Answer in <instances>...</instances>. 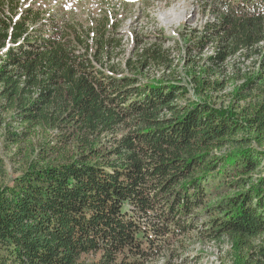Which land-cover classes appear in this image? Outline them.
<instances>
[{"label":"trees","instance_id":"trees-1","mask_svg":"<svg viewBox=\"0 0 264 264\" xmlns=\"http://www.w3.org/2000/svg\"><path fill=\"white\" fill-rule=\"evenodd\" d=\"M199 3L215 20L188 59L202 96L230 85L231 60L260 63L235 67L245 82L227 107L178 103L162 45L117 70L107 17L87 27L0 0V131L23 168L0 181V264L176 261L193 236L264 264V0ZM154 66L167 78L142 83Z\"/></svg>","mask_w":264,"mask_h":264},{"label":"rangeland","instance_id":"rangeland-1","mask_svg":"<svg viewBox=\"0 0 264 264\" xmlns=\"http://www.w3.org/2000/svg\"><path fill=\"white\" fill-rule=\"evenodd\" d=\"M20 2L24 7L32 4L41 8L43 16L48 11L60 12L64 18L73 16L78 24L87 27L89 25L92 27L96 20L107 17L111 20L110 25L112 24L110 27L107 23V34L110 32L115 41L121 40V44L113 42V47L107 46L105 56H112L113 61L108 63L115 64L120 72H126L124 65L133 57L138 47L141 51L143 45H162L174 64L178 65L174 74L175 80L185 87L187 92L185 99L178 102L180 104L209 99L215 101L218 107L230 106L236 88L245 82L237 78L234 73L235 67L240 66L244 74L257 73L260 67L259 62L252 63L251 60H244V55L239 56L231 60L228 66L230 85L220 94L217 92L201 95L199 86L193 78L196 69L188 65V59L194 57V54L190 53L191 44L196 36L203 31L205 25L215 23V20L211 16L212 13L203 10L199 0H20ZM93 48H96L95 45ZM212 51L210 48L205 55L210 56ZM167 75V70L154 66L146 71L140 80L142 83L164 81ZM12 129L16 130L14 126ZM4 134L5 131H0V181L8 183L20 175L23 168L17 161L20 158L16 157L14 147L7 142ZM259 243L261 242H257ZM176 254L181 256L179 260L173 261L167 255L153 264H249L247 254L239 251L227 238L209 242L203 240L201 236H193L185 248Z\"/></svg>","mask_w":264,"mask_h":264},{"label":"bare ground","instance_id":"bare-ground-1","mask_svg":"<svg viewBox=\"0 0 264 264\" xmlns=\"http://www.w3.org/2000/svg\"><path fill=\"white\" fill-rule=\"evenodd\" d=\"M173 17H175V16H173ZM174 19V18H173ZM173 19H171V21L173 20ZM166 21H168V20H166ZM174 21V20H173Z\"/></svg>","mask_w":264,"mask_h":264},{"label":"clouds","instance_id":"clouds-1","mask_svg":"<svg viewBox=\"0 0 264 264\" xmlns=\"http://www.w3.org/2000/svg\"><path fill=\"white\" fill-rule=\"evenodd\" d=\"M27 5H29V4H27ZM25 6H26V5H25ZM47 13H48V12H47ZM47 13H46V15H45V16H48V15H47Z\"/></svg>","mask_w":264,"mask_h":264}]
</instances>
